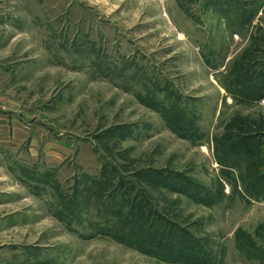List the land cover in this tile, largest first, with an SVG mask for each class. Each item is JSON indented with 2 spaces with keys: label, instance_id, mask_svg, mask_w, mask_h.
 <instances>
[{
  "label": "rangeland",
  "instance_id": "374dc122",
  "mask_svg": "<svg viewBox=\"0 0 264 264\" xmlns=\"http://www.w3.org/2000/svg\"><path fill=\"white\" fill-rule=\"evenodd\" d=\"M1 11L2 106L31 146L0 183L15 200L0 264H183L114 237L141 227L204 264H264V0Z\"/></svg>",
  "mask_w": 264,
  "mask_h": 264
},
{
  "label": "crops",
  "instance_id": "0c3cea01",
  "mask_svg": "<svg viewBox=\"0 0 264 264\" xmlns=\"http://www.w3.org/2000/svg\"><path fill=\"white\" fill-rule=\"evenodd\" d=\"M38 1L42 2V0ZM7 2H32V0H0V19L2 18L1 15L3 13L1 8L7 6ZM1 22L4 21L0 20V38L5 35V33L1 31ZM4 79L0 65V87L1 83L5 81ZM3 102L4 100L0 94V183H5L9 179L10 173L6 163L7 160H9V157L11 156V159H13L12 157L15 156L17 148L21 149L22 147L23 149L21 150L25 152L26 146L30 143V138L25 134V130L16 128L15 117L12 118L8 114L5 107L2 106ZM21 132H23L22 135ZM30 144L28 147L31 146ZM31 151L32 149H29L26 153L30 156ZM10 195L9 191L0 189V239L1 232L9 233L10 231H15V223L12 219L15 213V200L11 198Z\"/></svg>",
  "mask_w": 264,
  "mask_h": 264
},
{
  "label": "trees",
  "instance_id": "16d2710c",
  "mask_svg": "<svg viewBox=\"0 0 264 264\" xmlns=\"http://www.w3.org/2000/svg\"><path fill=\"white\" fill-rule=\"evenodd\" d=\"M260 79H262V83L264 84V77ZM251 178H255V181L257 182L256 176H253ZM248 188L249 189L247 190L250 191V187ZM253 188L256 190L260 189L261 191H263L262 189H264V187H262L260 183L253 185ZM127 201L128 200H125V202ZM141 214H142L141 211L135 212V213L130 211L128 213V216L132 215L133 217L136 218L138 215H140V218H142ZM123 226L126 227L127 223H124ZM125 229L123 230L119 229L114 234L115 235L114 237L119 242L131 245L135 249L141 251L142 253L154 256L155 258H158L159 260L167 261V262H179L183 264H204L205 262L204 259H207L208 261L207 254L203 251V249L197 251V244H194L193 242H192L193 244H191L182 239L171 240L170 242H167V241L164 242L165 241L164 234L162 233L164 231H160L159 227H156V229L154 230L155 236L153 237H155L156 239H153L149 242L142 241L143 239L139 238L137 234L134 235V232L144 233L146 231L144 230V227L143 228L141 227L139 231H136V229H134L131 234L125 231ZM107 233H111V231ZM126 237H129V238H126ZM148 239L149 238H146V241H148Z\"/></svg>",
  "mask_w": 264,
  "mask_h": 264
}]
</instances>
